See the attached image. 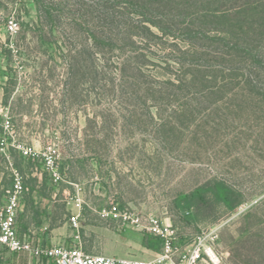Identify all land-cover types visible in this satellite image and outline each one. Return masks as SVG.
I'll list each match as a JSON object with an SVG mask.
<instances>
[{"label": "rangeland", "instance_id": "374dc122", "mask_svg": "<svg viewBox=\"0 0 264 264\" xmlns=\"http://www.w3.org/2000/svg\"><path fill=\"white\" fill-rule=\"evenodd\" d=\"M5 118L24 144L59 150L63 182L37 167L35 211L59 233L68 224L65 246L78 234L69 221L78 185L88 254L155 256L146 235L101 216L115 200L177 229L176 262L216 230V257L198 264H264V0H0ZM7 152L1 185L12 164L31 189L25 202L36 166ZM197 189L201 199L181 200Z\"/></svg>", "mask_w": 264, "mask_h": 264}, {"label": "built area", "instance_id": "2783aa9c", "mask_svg": "<svg viewBox=\"0 0 264 264\" xmlns=\"http://www.w3.org/2000/svg\"><path fill=\"white\" fill-rule=\"evenodd\" d=\"M21 28L20 21L15 14L7 18V32L14 36ZM8 116V114H6ZM3 138L0 142V151L9 159L7 150L18 151L24 159L42 165L54 186L63 182L60 169V153L55 145L43 150L30 147L14 134V125L10 118H5L0 124ZM11 184L0 190V248L13 254H27L31 264H198L208 256L211 260L216 257L215 250L208 243L210 240L217 242L220 234L212 230L207 235L198 238L195 246L175 261L178 231L172 225H166L158 216L150 213L143 214L122 206L113 200L108 207L101 210V216L115 222L121 228L138 231L144 235L153 236L162 242V251L151 260H131L107 255H92L84 251L80 241V222L83 215V189L78 185L76 193L70 196L69 204L76 208L70 218L71 226L78 233L72 247L58 245L45 247L38 244L32 234L20 236L17 230V220L22 204L31 192L26 185L24 176L11 164ZM247 208H240V213Z\"/></svg>", "mask_w": 264, "mask_h": 264}, {"label": "crops", "instance_id": "0c3cea01", "mask_svg": "<svg viewBox=\"0 0 264 264\" xmlns=\"http://www.w3.org/2000/svg\"><path fill=\"white\" fill-rule=\"evenodd\" d=\"M33 164L36 166V169L35 171L33 169H30L33 172L32 174L27 175V178H29L30 176L34 178V183H35L33 188L34 190H33V194L25 202H23L24 204L21 207V211L17 220L18 233L20 236L25 234H32L36 242L45 247L64 245L63 243H66L67 240L72 237V233L67 227L68 224L66 223V225L62 227L64 229L63 232L59 233L57 231L59 230V228L50 226L51 219L48 218L47 215H44V213L41 212V210H39V212L35 211L36 209H38L37 205L39 204V200L41 201V197H42L40 191H36V190L37 189L39 190L41 184L43 183L44 174L38 171L37 168L39 167L38 164L35 163ZM23 170L27 171L26 167H23ZM1 188L3 189L4 186L1 185V181H0V189ZM71 209L73 214L76 211V208H74L73 206ZM157 254L158 253H156L155 256ZM151 259L147 258V260H151ZM0 264H31V259L27 254H13L9 251H7V253L5 254L4 252H2V249L0 248Z\"/></svg>", "mask_w": 264, "mask_h": 264}, {"label": "trees", "instance_id": "16d2710c", "mask_svg": "<svg viewBox=\"0 0 264 264\" xmlns=\"http://www.w3.org/2000/svg\"><path fill=\"white\" fill-rule=\"evenodd\" d=\"M3 138V132L0 128V142ZM206 189H197L194 191L191 195L185 196L181 200L187 204H193L195 200L201 199V196L205 193ZM214 193L215 198L225 204L227 207H230V192L229 190L223 186V185H216L214 187V190L212 191ZM143 246L151 251H154L156 253H160L162 251V242L160 239L155 238L153 236H145Z\"/></svg>", "mask_w": 264, "mask_h": 264}, {"label": "clouds", "instance_id": "9594fccd", "mask_svg": "<svg viewBox=\"0 0 264 264\" xmlns=\"http://www.w3.org/2000/svg\"><path fill=\"white\" fill-rule=\"evenodd\" d=\"M258 203V201L253 202V204Z\"/></svg>", "mask_w": 264, "mask_h": 264}]
</instances>
